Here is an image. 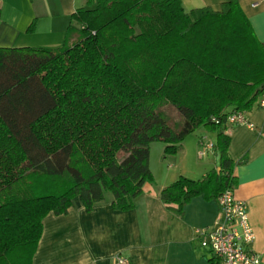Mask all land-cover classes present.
Instances as JSON below:
<instances>
[{"label": "trees", "instance_id": "1", "mask_svg": "<svg viewBox=\"0 0 264 264\" xmlns=\"http://www.w3.org/2000/svg\"><path fill=\"white\" fill-rule=\"evenodd\" d=\"M77 26L71 46L0 48V264H32L44 218L75 198L88 212L107 193L115 210L134 209L154 182L152 143L165 158L199 128L216 133L218 168L160 191L176 216L235 186L227 118L264 94V43L238 0L188 12L180 0H88L66 43Z\"/></svg>", "mask_w": 264, "mask_h": 264}, {"label": "crops", "instance_id": "2", "mask_svg": "<svg viewBox=\"0 0 264 264\" xmlns=\"http://www.w3.org/2000/svg\"><path fill=\"white\" fill-rule=\"evenodd\" d=\"M88 0H0V48L59 49L66 44L71 17ZM183 9L219 10L227 0H180ZM256 38L264 43V0H238ZM253 125H228V155L234 163V198L247 207L254 239L247 249L264 258V108L246 112ZM173 156L163 157L164 145H150L149 167L154 182L145 184L135 207L117 211L111 195L88 212L79 198L67 214L47 215L32 264H115L121 255L130 264H213L200 247L196 230L210 228L218 218L217 201L192 198L176 216L159 198L160 191L180 176L199 180L219 166L213 149L198 159L200 143L216 142V133L199 128ZM156 155L152 159V152Z\"/></svg>", "mask_w": 264, "mask_h": 264}, {"label": "built area", "instance_id": "3", "mask_svg": "<svg viewBox=\"0 0 264 264\" xmlns=\"http://www.w3.org/2000/svg\"><path fill=\"white\" fill-rule=\"evenodd\" d=\"M257 105L264 108V94L259 97ZM227 125H243L253 129L243 111L229 115ZM212 149V143H200L198 159H203ZM217 206L219 215L214 225L195 231L200 247L211 254L213 264H264V258L247 249L254 234L247 221L246 204L234 198L233 189H227L219 196ZM114 263L130 264L121 255L114 258Z\"/></svg>", "mask_w": 264, "mask_h": 264}, {"label": "rangeland", "instance_id": "4", "mask_svg": "<svg viewBox=\"0 0 264 264\" xmlns=\"http://www.w3.org/2000/svg\"><path fill=\"white\" fill-rule=\"evenodd\" d=\"M77 28V34H75V35H73L71 38H70V40L69 41H67V43H66V46H71V45H73V44H75V39H76V36L77 35H79L80 36V33H79V29H80V27L79 26H77L76 27ZM210 102V100L208 101V103ZM211 103H213L214 104V101L213 100H211ZM164 110V112L166 113V117H167V120H168V122L172 125V126H180V124H181V122H182V119H181V117H180V115L173 109V108H171V107H166V108H164L163 109ZM203 129H205V128H202V130ZM206 131H208V132H212V131H209V130H207L206 129ZM198 132H199V130L197 129L196 131H195V134H197L198 135ZM156 145H160V143H158V144H156ZM156 155V153L153 151L152 152V159H154V156ZM20 187L18 188V189H15V193L16 194H20V192H19V190L20 189H22V191L21 192H23L24 190H25V187L23 186V185H19ZM32 193V192H31ZM21 194H23V193H21ZM26 194H30V190L28 189L27 190V192H26ZM110 194L109 193H107L106 194V196L108 197Z\"/></svg>", "mask_w": 264, "mask_h": 264}]
</instances>
